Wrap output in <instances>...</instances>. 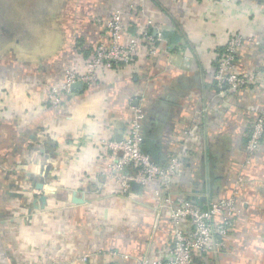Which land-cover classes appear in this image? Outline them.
Here are the masks:
<instances>
[{
  "label": "crops",
  "instance_id": "1",
  "mask_svg": "<svg viewBox=\"0 0 264 264\" xmlns=\"http://www.w3.org/2000/svg\"><path fill=\"white\" fill-rule=\"evenodd\" d=\"M47 1L24 5L43 13L47 24L38 26L35 38L16 37V44L36 47L9 59V78L0 79V264H141L169 257L172 224L168 209L158 205L155 185L132 184L123 193L105 175L106 143L122 137L131 107L139 105L144 151L161 165L185 155L171 197L204 206L230 194L242 179L225 247L195 252L194 263L264 264V134L251 156L244 152L263 105L264 76L235 95L212 78L233 32L252 40L237 53L238 69L262 66L264 3ZM116 11L126 33L149 23L151 35L161 36L159 52L148 56L141 49L131 68L73 86L61 104L50 106L48 87L92 54Z\"/></svg>",
  "mask_w": 264,
  "mask_h": 264
},
{
  "label": "built area",
  "instance_id": "2",
  "mask_svg": "<svg viewBox=\"0 0 264 264\" xmlns=\"http://www.w3.org/2000/svg\"><path fill=\"white\" fill-rule=\"evenodd\" d=\"M264 3V0H257ZM133 10H135L133 8ZM149 23L132 34L126 33L120 11L113 12L105 24L104 35L96 42L92 54L82 61L78 68L68 69L63 80L46 90V101L52 107L62 102V95L70 91L71 84L81 82L91 84L103 78L109 70L129 69L140 56L141 49L149 56L156 55L161 41L160 34L153 37ZM251 38L239 32L229 33L219 52L212 78L218 88L229 95L258 84L264 76V59L262 66L250 71L239 70L237 53ZM256 118L247 132L244 152L251 156L257 150L264 134V101ZM125 132L121 138L106 143L110 150V162L106 177L119 184L123 193L130 191L131 185L140 187L155 185L154 194L159 206L169 211L172 224L169 257L162 260H141V264H195L193 255L217 253L225 247L226 239L236 215L237 191L241 178H237L230 194L210 198L200 206L188 198L171 197L174 177L184 165L185 155L170 156L164 165L154 161L143 149L142 122L145 112L142 106H133ZM184 226L189 230L185 231ZM111 257L119 256L114 251L107 253ZM88 260V256L82 258Z\"/></svg>",
  "mask_w": 264,
  "mask_h": 264
},
{
  "label": "rangeland",
  "instance_id": "3",
  "mask_svg": "<svg viewBox=\"0 0 264 264\" xmlns=\"http://www.w3.org/2000/svg\"><path fill=\"white\" fill-rule=\"evenodd\" d=\"M44 3L47 4L48 1L0 0V77L4 76L0 78L3 79L2 81L9 78V66L11 65L9 59L13 56H20L24 50L36 47L35 42L30 46L24 43L16 44V37L22 40L35 38L40 32L38 26L47 24L43 13L36 12V10L31 11L30 8L25 9L24 5L29 4L33 8Z\"/></svg>",
  "mask_w": 264,
  "mask_h": 264
},
{
  "label": "water",
  "instance_id": "4",
  "mask_svg": "<svg viewBox=\"0 0 264 264\" xmlns=\"http://www.w3.org/2000/svg\"><path fill=\"white\" fill-rule=\"evenodd\" d=\"M78 85H82V83L81 82H79V81H77V82H74V83H72L71 84V87H73V86H78ZM134 185H136V184H134ZM137 186V185H136ZM38 188H40V186L38 185L37 186Z\"/></svg>",
  "mask_w": 264,
  "mask_h": 264
},
{
  "label": "trees",
  "instance_id": "5",
  "mask_svg": "<svg viewBox=\"0 0 264 264\" xmlns=\"http://www.w3.org/2000/svg\"><path fill=\"white\" fill-rule=\"evenodd\" d=\"M214 84H215V82H214ZM215 86H216V84H215ZM247 141V140H246Z\"/></svg>",
  "mask_w": 264,
  "mask_h": 264
}]
</instances>
